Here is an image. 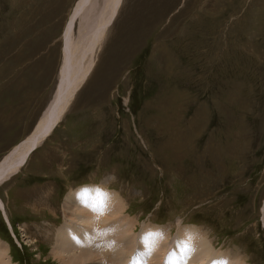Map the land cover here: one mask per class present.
Segmentation results:
<instances>
[{"label": "rangeland", "instance_id": "374dc122", "mask_svg": "<svg viewBox=\"0 0 264 264\" xmlns=\"http://www.w3.org/2000/svg\"><path fill=\"white\" fill-rule=\"evenodd\" d=\"M78 1L0 0V162L34 133L55 95L65 25ZM133 1L124 6L132 22L100 49L102 67L72 100L75 107L0 184L13 226L0 207V238L10 264H62L59 253H51L55 239L71 221L77 226L73 215L82 208L78 203L81 208L66 210L64 203L95 185L125 201L114 205L123 208V225L133 226L117 229L135 243L111 228L112 219L106 224L101 208L102 224H87L79 214L81 236L91 229L95 239L89 240L107 259L96 253L76 264H125L131 246L133 263L159 264L166 247L174 246L164 260L173 264L180 233L173 242L169 224L146 218L196 228L211 250L237 252L243 264H264V0H153L152 11L143 0ZM95 172L101 183L93 184ZM112 185L130 206L108 191ZM49 198L63 211L47 208ZM42 212L52 215L37 214ZM126 241L133 245H125V257ZM111 242L125 263L112 256Z\"/></svg>", "mask_w": 264, "mask_h": 264}, {"label": "bare ground", "instance_id": "6f19581e", "mask_svg": "<svg viewBox=\"0 0 264 264\" xmlns=\"http://www.w3.org/2000/svg\"><path fill=\"white\" fill-rule=\"evenodd\" d=\"M98 1H100V0H79L76 3V5H75V7L71 13V16L69 17V19L65 25L66 29L64 31V37H63V41L65 44V53H64V59L63 60H65V61H64V68H63L62 73H61L62 78H61L59 85L56 89L55 95H54L53 99L50 101V103L47 105V107L45 108L44 115L41 117V119L37 123V126H36L37 128L34 131V133L28 139L22 141L21 144L14 147L9 153L6 154V156L0 162V184L6 182L9 178L10 179L13 178V175L17 171L21 170L20 168L22 167V165L26 161L29 154L32 153L33 149L35 147H38L41 143H43L44 139H46V137L50 134V132H52L56 128V126H57L56 123L60 122V120L62 119V117L65 115V113L67 111H69L73 107H75V104H73L72 100L75 98V96L78 97L79 90L81 88L85 87L88 80L90 82V80L95 75H97L96 73L99 70V68L102 67L101 61H102L103 56H102V53L99 52L100 49L103 51L105 49V46L109 45V40L111 39L112 36H117V35L121 34V30L119 31L118 28L121 29V27L124 26L125 24H129V22H132L131 20L133 19V17L130 13L131 9L128 8V6H127L126 10L124 9L125 8L124 7L125 2H127L128 0H103V1H101L102 3H98ZM151 1L143 0L142 3L145 2V5L149 6L151 8L150 10L152 11L153 7H154L153 4L155 5V3H153V0H151ZM156 2H158V1H156ZM165 2H166V0H165ZM158 3H160V1ZM158 3H157V5H158ZM136 5H138V3H134L132 6L134 7ZM142 6H144V5H142ZM136 7L138 8V7H140V5H138ZM146 8H148V7H146ZM148 10H149V8H148ZM74 22H76L75 28H74ZM116 25H117V29L115 28V30H114V26H116ZM128 26H130V25H128ZM74 30H75V32H74ZM111 41H110V43H111ZM113 44H111V45H113ZM99 53H100V55H99ZM91 83H92V81H91ZM80 96H81V94H80ZM76 101L77 100L75 99L74 103H76ZM71 102H72V104H71ZM71 106H72V108H71ZM95 186H93L95 189H100L104 193H106L104 191V189H102L98 186L97 187H95ZM78 197L79 196H72L70 199L66 200L64 203L66 210L67 209L70 210L69 207L73 208L72 206H78L79 205L78 203L82 204V208L79 205L81 208L79 211H81V212L78 211V212H76V214H74L75 212L73 213L74 219H72V220L78 221V222L74 221L75 225H77V226L72 225L73 223L70 220L71 223H69V227L67 230L65 227L61 228L62 234L59 233L60 235L57 236V238L55 239V245H54L53 250L51 252L55 256H56V253L57 254L59 253L60 257H59V259L58 258L57 259H58V261L60 260V262H62V264H76V261H79L80 258L81 259H87L86 257H88L92 254H95L97 258L99 255V259L101 261L100 256L102 255V252L99 250L98 251L95 250L96 246L94 243L96 240L94 241L95 238L93 236L94 235L93 232H91V229L88 230L87 232H85V234H82V236L80 234V228L82 229L80 222L82 220L86 221L87 224H89V223H94L96 220H98V218H101L100 217L101 215L99 216V213H98L99 208H101V210L104 211L105 216L107 215V217H105L106 218L105 221L106 220L110 221L112 219L110 221L111 223L109 222L111 224V226L117 225L116 228L114 226L111 227V228H114L113 230H118L119 228L124 229V227L125 226L127 227V225H129L130 227L133 226V225H130V223H126V222H125L126 223L125 226L123 225L125 219L123 218V216H121L123 219L120 217V215L122 214L123 208L118 209L115 207L114 204L117 201H121V202H117V203H120V205H121V203H124L125 201L122 202L121 199L118 200L119 197L117 198V195H115L114 193L107 194L106 207L109 208L107 211L102 208L103 205L101 203V198L97 194H95L94 192L83 197V202H82L81 198L80 197L78 198ZM0 207L4 209V212H6L7 223H9V225L13 228L12 223H11V219L7 214V210H6L7 207L5 205L4 200L1 198V196H0ZM78 209L79 208H77V210ZM35 212H37V211H35ZM263 212H264V208H263ZM37 214H39V216H44V215L46 216V214H44V212L37 213ZM79 214H83L81 216L82 220H79ZM95 214H98L99 217H96ZM49 215H52V214H49ZM49 215H47V216H49ZM65 215H66V211H65ZM68 218H70V217H68ZM127 218H129V216ZM100 220L102 221L103 219H100ZM107 222L108 221H106V224L110 225ZM84 224L85 223H83V225ZM106 224H104V225L107 226ZM159 225L160 224H158V226ZM118 226H119V228H118ZM87 227H88V225H87ZM95 227L96 226H94V229L96 230L97 228H95ZM126 227H125V229H126ZM88 228H93L92 224ZM127 228L128 229H126L125 232L129 231V227H127ZM166 228H168V227H166ZM85 229H86V226L84 227V230ZM58 230H60V229H58ZM107 230H106V232H108ZM113 230L111 229V231H113ZM122 230H118L117 233L122 234L123 233ZM81 231L83 232V229ZM103 231H104V228H103ZM162 231L163 230H161V233H162ZM158 232H160V231H158ZM110 233H112V232H110ZM153 233H155V232H153ZM71 234H72V236H70ZM119 234H117V235H119ZM99 235H100V233H99ZM125 235H123L125 237V239H126V236H129L131 239L130 235H126V236ZM180 235H181V240L186 239L189 235L192 237V240H191L192 250H191V252H189L187 250V248L178 246L179 253L177 254L176 259H175L173 264H184L185 260H186V264H201V263L204 264V262H203L204 260H206L207 262H213V263L215 260L216 264H223V262H225V261L227 262V264H243V262H241V257H240L241 254L239 255V253H237V252L228 251V250H226L224 252H217L214 249L211 250L212 248L210 247V244L208 242H206V238H205V241H203V237H204L203 234L199 230L197 231L196 228H192V229L189 228V229H185V230L180 229ZM155 236H156V234H155ZM79 237H83V238L80 239ZM90 237L94 238L92 240L93 243L89 240ZM95 237H96V235H95ZM98 237L101 238V239L99 238L100 240H104L103 236L100 235ZM124 237H123V240H124ZM167 237H168V234L165 238H167ZM85 238L87 241L84 240ZM82 239H83V242H81ZM109 239H110V237H109ZM106 240H107V238H106ZM119 240H120V238H119ZM119 240L116 239V241L118 243L117 245H119V242L122 241V240L121 241H119ZM131 240H132V242H134L133 237ZM153 240L155 241L157 239L153 238L152 241ZM84 241H86L85 242L86 244H84ZM111 241H112V239H111ZM116 241H115V244H116ZM165 241L166 240H163L164 243H165ZM210 241H212V240H210ZM112 242L114 244V240ZM112 242H111V244H112ZM123 242L124 241H122V243ZM125 243L126 244H124V247H123L124 249L126 247H128V246L125 247V245H127V244L129 245V243H131V242L128 243L126 241ZM207 244H209V245H207ZM112 245H110V248H113V247H115V248L112 249L113 251L112 250L111 251L112 252L116 251V254H117V250H116L117 245L116 246L115 245L112 246ZM122 245L119 246L120 251L119 250L118 251L120 252V254L123 253V255L126 257V255H127L126 252H129V251H127L126 249H128V248H126L125 249L126 251L124 249H122L125 252L121 253L120 247H122ZM131 245H133V244L131 243L130 246ZM80 246H83V247H80ZM106 246H108V245H106ZM150 246H152V245H150ZM131 247L129 248L130 249L129 253H131V251L133 250V246H131ZM162 247H160V249ZM158 248H157V250H160ZM166 249H167V247H166ZM7 250L8 249L5 245V243L0 238V264H10L11 263L10 259H11L12 255H10V252L8 253ZM109 250L110 249L107 250V253H109L108 252ZM112 252H111V254H112ZM96 253H98V255ZM105 253H103V254H105ZM124 253H126V255ZM152 253H153V251H152ZM116 254L112 255V256H115V259L117 257L119 258V257L123 256V255L119 256L118 255L119 253L117 254L118 256ZM55 256H54V258H55ZM105 256H106V254H105ZM105 256H101L102 258L104 257L103 260L107 259V258H105ZM91 258H92V256H91ZM75 259H77V260L75 261ZM109 259H110V257H109ZM173 259H174V257H173ZM95 260H97V262L99 261L98 259H95ZM105 260H104V262H105ZM120 260L122 261L123 259L119 258L117 261L119 262ZM164 260H165V258L163 259V264H164ZM113 261H115V260H113ZM148 261L149 260L146 259L145 264H148ZM153 261H155V260H153ZM87 262H89V261H87ZM108 262H109V260H108ZM131 262H132V260H131ZM101 263H103V262H101ZM123 263H125V262H123ZM77 264H79V263H77ZM80 264H88V263H85V262L81 263L80 262Z\"/></svg>", "mask_w": 264, "mask_h": 264}, {"label": "snow or ice", "instance_id": "6c2138e0", "mask_svg": "<svg viewBox=\"0 0 264 264\" xmlns=\"http://www.w3.org/2000/svg\"><path fill=\"white\" fill-rule=\"evenodd\" d=\"M96 193L100 198H101V203L104 207H106V201H107V193H104L102 190L100 189H83L81 190V192L78 194L79 197L81 198L82 202H83V197H85L86 195H89L91 193ZM151 235V234H150ZM191 240L192 237L189 235L186 239L184 240H178L177 244L180 247H184L187 248V250L189 252H191L192 247H191ZM172 255H175V253H173ZM184 264H186V260L184 261ZM214 264H216V262H214ZM223 264H227V262H223Z\"/></svg>", "mask_w": 264, "mask_h": 264}]
</instances>
